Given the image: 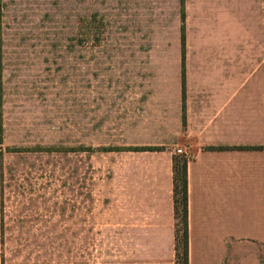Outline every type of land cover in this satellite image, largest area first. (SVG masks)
Here are the masks:
<instances>
[{
    "label": "rangeland",
    "instance_id": "1",
    "mask_svg": "<svg viewBox=\"0 0 264 264\" xmlns=\"http://www.w3.org/2000/svg\"><path fill=\"white\" fill-rule=\"evenodd\" d=\"M233 1L0 0L2 264L118 252L86 239L117 237L94 213L117 210L120 195L141 187L119 179L120 130L180 79L185 88L188 77L264 66V53L229 51Z\"/></svg>",
    "mask_w": 264,
    "mask_h": 264
},
{
    "label": "crops",
    "instance_id": "2",
    "mask_svg": "<svg viewBox=\"0 0 264 264\" xmlns=\"http://www.w3.org/2000/svg\"><path fill=\"white\" fill-rule=\"evenodd\" d=\"M231 31L237 40L230 52L264 53V0H234ZM261 69L246 76L188 77L185 88L180 79L173 92L159 91L140 105L134 124L120 130L127 141L120 146L117 164L120 180L141 187L120 195L117 210L94 213L96 225L117 229V237L86 239L87 244L118 245V252L88 248L76 253L71 264L175 260L177 150L189 157L188 264H258L256 248L264 246Z\"/></svg>",
    "mask_w": 264,
    "mask_h": 264
},
{
    "label": "trees",
    "instance_id": "3",
    "mask_svg": "<svg viewBox=\"0 0 264 264\" xmlns=\"http://www.w3.org/2000/svg\"><path fill=\"white\" fill-rule=\"evenodd\" d=\"M185 35H182V43L185 44ZM184 79V78H183ZM146 151H156L154 148H145ZM140 151V148L130 149ZM174 161V196H175V214H176V232H175V250L176 257L183 264H188L189 259V228H188V179H187V162L178 157ZM183 236L179 237V228Z\"/></svg>",
    "mask_w": 264,
    "mask_h": 264
},
{
    "label": "built area",
    "instance_id": "4",
    "mask_svg": "<svg viewBox=\"0 0 264 264\" xmlns=\"http://www.w3.org/2000/svg\"><path fill=\"white\" fill-rule=\"evenodd\" d=\"M170 264H183L179 258H175V260Z\"/></svg>",
    "mask_w": 264,
    "mask_h": 264
}]
</instances>
